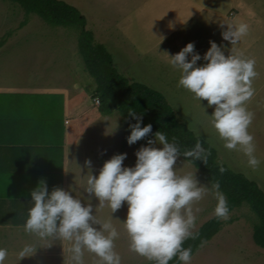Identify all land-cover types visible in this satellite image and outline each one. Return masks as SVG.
<instances>
[{
    "label": "rangeland",
    "instance_id": "1",
    "mask_svg": "<svg viewBox=\"0 0 264 264\" xmlns=\"http://www.w3.org/2000/svg\"><path fill=\"white\" fill-rule=\"evenodd\" d=\"M61 1L75 7L85 18V28L93 33L94 41L103 44L111 54L113 66L119 74L161 93L177 118L215 149L220 163L254 181L264 192V0L250 1L255 11V15L250 16L253 25H248L247 34L236 45L245 57L254 59L257 73L252 81L254 95L245 105L254 114L248 128L253 136L255 155L260 161L254 169L248 166L242 152L222 146L223 141L209 124L202 108L211 115L214 106H207L206 100L199 103L190 91L178 86L179 70L172 68L163 54H175L192 42L194 52L202 57L209 47V40L218 46L223 43L225 50L229 49V42L222 41L220 36L228 22L215 14L226 17L227 12L234 8L233 0H210L212 6L188 18L184 15L189 11L184 9L187 3H179L182 0H165L166 5L163 0H148L145 9L149 8V11L144 13L140 10L143 0ZM216 5L218 9L213 8ZM190 10L195 12V9ZM24 18L25 14L18 5L0 0V41H5L0 54V71L5 70L4 75H43L42 80H46L49 86H69L74 81L82 84V88L95 86L78 54L76 28L52 26L33 14L28 15L27 23L19 28ZM175 25L176 29L169 31ZM202 63L206 61L198 60L197 66ZM84 89L89 92L88 99L91 100L90 90ZM111 124L112 155L126 153L122 166L131 167L135 163L134 152L146 142L126 143L128 133L119 120L115 105L111 110ZM153 146L161 147L158 144ZM173 169L177 175L194 174L198 184L211 189L197 169L178 157ZM215 203L211 190L193 202L195 223L192 231L214 216ZM91 207L97 219L103 221L111 215L115 219L112 222L119 235L114 240V250L120 255L121 264L150 262L129 250L128 235L119 223L126 217V203L122 202L121 207L112 213L107 202L99 206L95 197ZM227 220L231 223H225L209 242L197 250L191 256L190 264H264V249L257 247L251 238L252 227L257 223L256 216L243 205L230 212ZM70 246V241L54 239L49 241L48 253L20 260L17 255H7L5 264H72ZM82 259L83 264H98L99 261L94 253L86 250Z\"/></svg>",
    "mask_w": 264,
    "mask_h": 264
},
{
    "label": "clouds",
    "instance_id": "2",
    "mask_svg": "<svg viewBox=\"0 0 264 264\" xmlns=\"http://www.w3.org/2000/svg\"><path fill=\"white\" fill-rule=\"evenodd\" d=\"M225 25L227 28L220 36L231 45L227 50L223 43L218 46L209 40L202 57L194 52L192 42L175 54H163L168 64L179 70L178 86L190 91L199 103L206 100L207 106H214L211 115H207L200 104L209 124L223 141L222 146L242 152L248 166L254 169L260 163L253 136L248 131L254 114L245 105L254 95L252 81L257 73L254 59L245 57L236 47L247 34L248 25L243 22ZM198 60L206 63L197 66ZM129 115L136 121L129 124L126 137V143L132 145L149 134L152 126L141 127V119L132 111ZM153 135L154 140L148 139L134 152L133 166H122L126 153H119L106 160L95 176L89 171L84 191L95 196L99 206L107 202L112 213L122 202L126 203V217L123 222L118 221L128 235L130 251L154 264H168L174 256L182 264H190L192 249L182 245L194 235L193 202L211 190L216 200L213 215L225 220L229 216L228 202L218 183L209 189L198 184L194 174L177 175L173 169L178 156L206 162L207 150L199 139L191 149L181 153L174 137L169 141L162 131ZM85 166L90 168L91 162L85 160ZM224 170L219 169L221 173ZM72 191L54 187L49 192L46 182L38 181L30 192L32 204L27 210L24 231L40 239L70 241L72 264H83L85 250L99 258L98 264H121V257L114 250V240L119 235L112 222L115 219L112 215L103 221L97 219L91 205H82L80 198L71 195ZM34 252L31 244H25L17 256L20 260ZM7 255V249L0 247V264H5Z\"/></svg>",
    "mask_w": 264,
    "mask_h": 264
},
{
    "label": "crops",
    "instance_id": "3",
    "mask_svg": "<svg viewBox=\"0 0 264 264\" xmlns=\"http://www.w3.org/2000/svg\"><path fill=\"white\" fill-rule=\"evenodd\" d=\"M147 1H141L143 13L149 11ZM184 1L187 18L213 5L210 0L179 3ZM250 1L233 0L234 8L226 17L215 15L224 22L253 25L250 16L255 11ZM4 46L5 41H0V54ZM3 73L5 70L0 71V247L11 256L25 244L33 246L32 255L48 253L49 241L56 238L40 239L23 228L32 204L30 192L43 180L49 192L54 187L72 189L71 195L80 198L82 205L92 206L95 196L84 191L87 174L91 171L95 176L112 156L111 113L98 112L92 97L95 86L82 88L77 81L49 86L43 75ZM84 88L90 90L91 100ZM85 160L91 162L90 168Z\"/></svg>",
    "mask_w": 264,
    "mask_h": 264
},
{
    "label": "trees",
    "instance_id": "4",
    "mask_svg": "<svg viewBox=\"0 0 264 264\" xmlns=\"http://www.w3.org/2000/svg\"><path fill=\"white\" fill-rule=\"evenodd\" d=\"M7 1L18 5L25 14L19 28L27 23L28 15L33 14L49 25L77 29L78 54L87 74L94 81L92 97L98 100V112L108 115L115 105L119 120L128 134L129 124L136 122L129 115L130 111L141 119V127L151 124V132L137 142L145 143L148 139H154L153 134L156 131H162L169 141L175 138L180 152L183 153L191 149L199 139L207 150L206 162L183 156H178V158L197 169L210 186L213 183L219 184V190L227 199L229 213L243 205L249 208L257 218V223L252 227V241L257 247L264 249V192L254 181L220 163L215 149L177 118L174 109L161 93L119 74L113 66L111 54L103 44L94 41L93 33L85 28V18L75 7L61 0ZM221 167L225 169L222 173L219 171ZM225 223L229 224L231 220L213 216L192 231L194 235L186 239L182 246L190 247L192 256L209 242ZM148 264H154V261ZM168 264H182V262L174 256Z\"/></svg>",
    "mask_w": 264,
    "mask_h": 264
},
{
    "label": "built area",
    "instance_id": "5",
    "mask_svg": "<svg viewBox=\"0 0 264 264\" xmlns=\"http://www.w3.org/2000/svg\"><path fill=\"white\" fill-rule=\"evenodd\" d=\"M93 102H94L95 105H98V100L97 99H94Z\"/></svg>",
    "mask_w": 264,
    "mask_h": 264
}]
</instances>
